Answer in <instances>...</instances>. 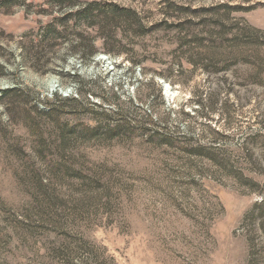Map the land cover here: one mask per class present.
Returning <instances> with one entry per match:
<instances>
[{
  "label": "rangeland",
  "instance_id": "374dc122",
  "mask_svg": "<svg viewBox=\"0 0 264 264\" xmlns=\"http://www.w3.org/2000/svg\"><path fill=\"white\" fill-rule=\"evenodd\" d=\"M95 1L136 16L84 64L72 27L37 44L56 0H0V91L40 128L0 103V264H264V0Z\"/></svg>",
  "mask_w": 264,
  "mask_h": 264
},
{
  "label": "trees",
  "instance_id": "16d2710c",
  "mask_svg": "<svg viewBox=\"0 0 264 264\" xmlns=\"http://www.w3.org/2000/svg\"><path fill=\"white\" fill-rule=\"evenodd\" d=\"M56 2H58L57 16L53 17V20H51L50 23H47L40 29L39 35H37V44L40 46L42 44L43 47L44 44L51 45L53 42L59 40L60 37L67 34L68 28L72 27V32H75L76 41L74 45L70 44L69 47L72 52H75V54L79 56L80 61L84 64L88 63L97 53V45L95 42L98 41L103 48H106L105 52L108 54H115L110 49H107L106 44L108 41V35L103 33L105 29H109L112 26V19H116L124 14L132 15L134 17L136 16L133 11L121 8L113 3L98 2L95 0L76 4L73 0H56ZM64 2L66 5H62ZM86 30L95 31L97 36L91 40H87L86 36L89 35V33ZM219 30L222 35L223 30ZM245 36L246 33L242 30L241 33H236L231 37V40L238 41ZM24 54H26V51H24ZM72 78L79 81L77 79L79 76L76 74H73ZM54 101L57 104L64 102H78L77 98H61L57 94L55 95L53 102ZM0 103L9 110V117L11 119L16 120L17 117H19L22 119L25 126L31 129L34 134H37L36 132L40 129L39 125H37V122H35L32 115L29 114V108L25 105L27 100L24 96L19 95L16 88L1 90ZM19 104H23L24 107H19ZM53 104L54 103L51 101H45L44 109H38L36 105L32 108L40 119L48 117L54 121L58 128L57 135H60L64 142L66 136H68L67 133L72 134L75 132V128L69 127L61 122L60 117L62 115L60 114V109H58L61 107H57Z\"/></svg>",
  "mask_w": 264,
  "mask_h": 264
}]
</instances>
